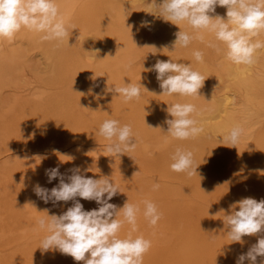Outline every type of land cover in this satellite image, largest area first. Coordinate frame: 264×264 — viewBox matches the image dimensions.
I'll return each instance as SVG.
<instances>
[{"label": "bare ground", "instance_id": "1", "mask_svg": "<svg viewBox=\"0 0 264 264\" xmlns=\"http://www.w3.org/2000/svg\"><path fill=\"white\" fill-rule=\"evenodd\" d=\"M56 2L68 38L43 41L42 34L22 28L11 42L0 40V264H84L58 251H42L45 233L36 224L74 203L54 206L35 195L37 184L51 189L59 183H48L46 170L59 167L67 182L77 166L83 175L114 182L122 193L110 203L121 208L128 199L139 206L133 236L152 242L143 264H236L264 236L232 243L223 223L235 202L264 199V188L256 187L264 186V48L252 65L227 60L223 45L219 53L196 40L174 49L179 27L192 30L186 22L178 27L164 21L155 6L161 0ZM226 11L216 7L225 18ZM212 39L205 34L206 41ZM256 39L264 41V33ZM197 49L204 52L203 63L192 56ZM170 59L191 64L206 78L199 96L163 95L156 73L144 71ZM124 83H141L139 100L124 103L107 90ZM176 102L196 105L193 116L204 128L198 137L181 141L167 134L165 109ZM106 119L131 124L135 151L92 154L106 152L108 141L98 135ZM235 126L244 131L232 145L224 137ZM91 145L104 148L89 151ZM177 148L193 152L197 174L170 169ZM77 199L84 210L99 207ZM145 200L162 213L155 226L143 216ZM130 229L125 223L120 237Z\"/></svg>", "mask_w": 264, "mask_h": 264}, {"label": "clouds", "instance_id": "2", "mask_svg": "<svg viewBox=\"0 0 264 264\" xmlns=\"http://www.w3.org/2000/svg\"><path fill=\"white\" fill-rule=\"evenodd\" d=\"M155 6L164 21L178 27L186 22L192 30L189 32L179 27L173 41L174 49L187 48L196 40L219 53L222 50L220 45H223L227 60L236 65H252L257 51L264 48V41L253 40L264 33V0H161L159 4L155 2ZM217 6L227 9L226 18L216 14ZM141 23L148 26L151 22ZM22 28L42 34L40 38L43 41L60 42L69 37L56 0H0V40L11 42ZM205 34H211L214 39L206 41ZM192 56L196 62H204L202 50H194ZM144 71L156 73L162 94L167 96H199V90L206 80L191 64L174 62L172 59L157 60L152 68ZM141 88H144L141 83H124L123 86L107 90L128 103L140 99ZM165 111L170 117L165 120L170 137L184 141L204 132L203 126L193 116L194 113L198 114L195 104L176 102L168 105ZM243 131L240 126H235L224 140L236 145ZM98 135L108 141L105 151L111 156L135 151L137 147L131 124L121 125L116 119L104 120L99 125ZM171 160L170 169L173 172L188 176L197 174L198 166L195 165L192 151L177 148ZM70 171L72 174L66 182L59 167L47 169L48 183L59 179L58 185L48 189L37 184L34 188L35 195L45 204L51 202L55 206L59 202H74L60 215L47 213V216L37 219L38 230L45 233L40 241V249L44 252L58 251L84 264H143V257L150 250L152 242L143 235L133 236L137 231V216L141 211L139 206L128 202V199L121 208L110 203L113 197L122 192L109 177H88L81 174L78 166ZM153 187L155 190L159 185ZM77 198L95 201L99 207L84 210ZM143 203L144 218L155 226L162 213L155 203L148 200ZM230 207L232 212L224 216L223 223L232 243H242L245 236L264 233V199L242 198ZM125 223L131 229L121 238L119 233ZM258 257L264 258V236L246 253L240 254L236 264H244L245 260L257 264ZM259 264H264V259Z\"/></svg>", "mask_w": 264, "mask_h": 264}, {"label": "rangeland", "instance_id": "3", "mask_svg": "<svg viewBox=\"0 0 264 264\" xmlns=\"http://www.w3.org/2000/svg\"><path fill=\"white\" fill-rule=\"evenodd\" d=\"M36 56H37V58L40 57V56L37 55V54H36ZM96 148H101V149H102V148H104V147H101V146H100V147H96L95 145H91V146L89 147L88 150H89V151H93V150L96 149ZM92 154H95V155H97V156H103V155H106V154H108V153H107V152H93ZM259 181H260V180H259ZM256 187H258V188H264V186H261V187H260V186H256ZM261 192H262V193H260V190H259V193L264 195V191L261 190ZM2 233H6V232H2Z\"/></svg>", "mask_w": 264, "mask_h": 264}]
</instances>
